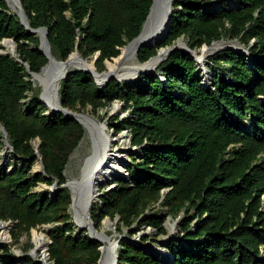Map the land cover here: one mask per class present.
Returning a JSON list of instances; mask_svg holds the SVG:
<instances>
[{
	"label": "trees",
	"instance_id": "obj_1",
	"mask_svg": "<svg viewBox=\"0 0 264 264\" xmlns=\"http://www.w3.org/2000/svg\"><path fill=\"white\" fill-rule=\"evenodd\" d=\"M21 2L31 28L49 33L56 59L66 61L77 50L87 60L99 54V73L140 35L153 4ZM181 39L193 51L238 41L251 58L234 51L215 54L209 59V83L192 56L176 51L155 73L131 83L113 80L99 88L92 75L78 72L61 85L60 101L74 113L91 108L96 116L116 102L124 104L123 113L130 111L128 118L116 120V135L128 131L140 158L133 155L128 180L115 182L106 193L101 188L92 220L97 230L107 217L118 221V233L126 229L132 238L136 225L139 231L167 235V219L184 216L183 242H170V261L146 249V238L143 247L122 239L119 264H264V0H177L166 41L142 48L139 62L147 63ZM5 40H14L18 49L16 58L0 55V128L21 164L10 172L0 166V223L14 224L16 242L17 233L51 226L53 264H100L102 245L85 230L76 233L72 195L64 187L85 131L64 114L47 115L37 96L30 99L32 74H40L48 60L41 39L0 0V51ZM39 159L43 169L34 172ZM41 184H57L59 190L51 198L37 192ZM156 206L166 210L164 216L152 214ZM1 264L21 263L8 254ZM25 264L39 263L28 258Z\"/></svg>",
	"mask_w": 264,
	"mask_h": 264
},
{
	"label": "rangeland",
	"instance_id": "obj_2",
	"mask_svg": "<svg viewBox=\"0 0 264 264\" xmlns=\"http://www.w3.org/2000/svg\"><path fill=\"white\" fill-rule=\"evenodd\" d=\"M215 1L216 0H213V2H215ZM16 4H17V2L14 4L17 9H14V10L12 9L13 12H16L18 10V7H17L18 4L17 5ZM180 41L187 43L186 39H181L177 42V44H179ZM227 42H229V41H227ZM233 42H236V41H233ZM155 46H158V45H155ZM241 46L242 45H240V49H237V50H241ZM4 48L5 49L3 51H1L2 55H10L13 58L17 57V49H18L17 44L15 45L16 50L13 53L7 51V49H6L7 46H4ZM242 48L244 51H246V49L244 47H242ZM202 49L198 50L197 52L201 51ZM73 54H77V52H75ZM78 55L81 56L80 53H78ZM210 58H211V56L206 60L207 69L209 67V59ZM56 60L60 61L58 59H56ZM85 60H87V59H85ZM196 60H197V58H196ZM90 61L94 62L93 59L89 60V62ZM116 62H117V59H115L112 62H107L106 63V70L102 74H104L108 71V64L109 63L115 64ZM198 67H199V64H198ZM199 70L202 73L201 67H199ZM208 71H209V69H208ZM202 75H203V73H202ZM203 77H204V75H203ZM33 82H34V91L29 93L30 99H32L33 96H37L38 98H40L41 100H43L46 103L47 100L45 99L44 93L42 92L43 89L41 88V86L39 85V83L36 80H33ZM124 107L125 106L123 103L116 102L111 107H109V108L101 111L100 113H98V115H96V116L93 114L91 108H87L86 110H84L81 113L84 115L85 114L90 115L95 120H97L100 124H103L106 127V130H107V133L109 134V137L113 140V145H114L113 152L116 155H118L119 157L123 158L124 176H122V178L115 179V180L113 179L111 181H107L106 179H102L99 182V184H100L99 189L100 190H101V188L106 187V191L104 193H106L110 190H114V188L116 187L115 182L128 180L129 176H128L127 170L133 164L132 160H131L133 155H137L138 158H140V155H138L139 151L137 149H131L130 134L128 131H123L119 135H116L117 134L116 132L118 129L117 128L118 123L116 122V120L119 117H121V119L124 120L130 116V111L123 113ZM0 131H1L0 132V166H1V169H6L8 172H10L13 169H15V167L20 165L21 163L14 161L13 152L9 148V142L7 140V137L5 136L4 132H2V129ZM84 140H85V138L83 139L81 146L75 152L74 156L72 157V160L70 161V163L67 166V170H66L65 175L67 177L68 185H70L74 180H77L79 178L81 168H82L86 158L89 156L90 144L85 145ZM35 144L38 145L39 141H36ZM42 169H43L42 161H41V159H39L36 162V164L34 165V172H40ZM107 183H109L110 187H108ZM112 183H114V184L112 185ZM58 190H59L58 185L57 186L56 185L48 186L46 184H41L37 188V192L46 193L51 198L54 197L55 192ZM104 193L100 192V196H102ZM97 200L98 199H96V201ZM151 212H152V214H158V213L160 214L161 213V215L164 216L166 213V210L164 211L162 209V207L156 206L153 209V211H151ZM70 215L72 218V223L75 226L76 233H80L81 231H83V229H81V227H79V225L77 224L76 217H75L76 214L71 209H70ZM183 221H184L183 215H181L180 217H178L176 219L169 217L165 223V226L167 229V235H160V236H159V233L157 231H155L151 228H148L147 230L142 229V231H139V228L136 225L134 227V230L136 231L137 234L131 238L129 235L130 234L129 231H127L126 229H123L122 234L118 233V231H117L118 221H112L110 218L107 217L102 222V225H101L100 229L98 230V232L103 233V235L107 238V241L109 243H115L116 241H120V238H122L123 240L130 242L131 244H135L137 246L143 247L141 245V241L143 238H146L147 243H146L145 247H152V249H150L151 251L154 249L163 248L165 250V253H166V251H168V246L170 245V242L172 240L176 241V242L177 241L183 242V239L180 236L181 230L179 228V224ZM0 224L10 226V229L7 231L8 243L0 244V264L3 260H5L8 257V254L11 255L12 257H15L16 259H18V261L21 264H25L27 262L28 258L33 259V257L36 256L38 259H40V257H42V255H43V253H46V249L49 248V246H48L49 242H47V244L44 246V248L42 250H39V251L36 250L37 249L36 246H38V244H39L40 235H44L46 237L47 236L49 237L50 230L52 229L51 226H43L39 229L32 230L30 234L17 233L16 234L17 242H16V240L14 238V234H13L14 224L13 223H6V222H1ZM106 224L108 226H106ZM85 231H87V230H85ZM87 234H88V231H87ZM35 240L37 242V245L35 244ZM146 249H148V248H146ZM120 250H121V246H120V244H118L117 245V252L119 253ZM49 259H50V257L47 258V264H53L52 262H50ZM262 261H264V257L262 258Z\"/></svg>",
	"mask_w": 264,
	"mask_h": 264
},
{
	"label": "bare ground",
	"instance_id": "obj_3",
	"mask_svg": "<svg viewBox=\"0 0 264 264\" xmlns=\"http://www.w3.org/2000/svg\"><path fill=\"white\" fill-rule=\"evenodd\" d=\"M9 6L14 10L17 9L15 7V3L17 0H7ZM17 5V4H16ZM18 7V6H17ZM169 9V3L165 4L164 6H159L156 8L155 17L158 21L157 24L161 23V19L166 15ZM155 45H161L154 43L151 47H155ZM240 43L232 42V43H220L216 44L213 47L204 46V48L197 52L196 51V58L201 67L202 73L204 75V79L207 83L211 81V74L206 67V60L216 51L224 50V49H240ZM7 51L13 53L14 47L11 44H7ZM180 47L184 46L179 44ZM138 45L134 44L129 49H123L122 54L123 56L117 59L115 64H108V71L104 74L99 73L95 67L93 66V62L89 60L83 59L78 54H73L71 60L78 64L80 68L88 69L95 72V76L100 87L105 86L106 78L109 75H113L115 77H121L125 74V72L136 74L137 72L144 69L143 66L140 65L138 60L137 54ZM241 50H243L241 46ZM239 50V51H241ZM51 57V55H49ZM95 58V57H94ZM93 58V61H94ZM58 66V61L53 60L51 64H49L43 71L36 77V81L39 83L41 88L43 89L44 97L49 102L50 105L54 106L59 101V84L56 81L55 76L53 75L55 69ZM39 86V87H40ZM84 115V114H83ZM80 121L86 127V137L84 140V144H90L89 156L86 158L81 171L79 178L74 180L70 187L74 192V200L75 206L74 210L76 214V221L77 224L80 225L81 223L87 222V208L91 199V196L95 190V188H99V182L102 179H106L107 181L115 180L122 178L124 176L123 171V158L119 157L113 152V140L109 137L107 130L105 133L103 129L100 128L99 133H94L95 124H100L97 120H95L90 115H84V117L80 118ZM114 183H112L113 185ZM109 186V183H107ZM110 187V186H109ZM75 219V218H74ZM106 226H108L106 224ZM10 229V226L0 225V244L8 243V235L7 231ZM100 233V232H99ZM103 235V233H101ZM104 236V235H103ZM94 239L97 240H105L103 237H99L97 235H93ZM49 242V238L40 235L39 244L36 250H42L44 246ZM108 242V241H107ZM154 253L158 254L160 257L163 258L165 255V250L163 248L154 249L152 250ZM113 253V247H109L106 250L107 257H110ZM45 263L47 264V259H44Z\"/></svg>",
	"mask_w": 264,
	"mask_h": 264
},
{
	"label": "water",
	"instance_id": "obj_4",
	"mask_svg": "<svg viewBox=\"0 0 264 264\" xmlns=\"http://www.w3.org/2000/svg\"><path fill=\"white\" fill-rule=\"evenodd\" d=\"M152 1H153V4H152L151 11L149 13V16H148L146 22L143 25V28H142V31H141L140 35L136 39H134L128 46L125 47V49H129L132 45L137 44L138 45L137 54H139L140 50L142 48H144V47L151 48L154 45V43L162 44L164 41H166V39L168 37V30H169L170 23H171L172 18H173V4L177 0H152ZM167 3H169V9H168L166 15L163 17V19H161V23L157 24L158 21H157V19L155 17L156 8L159 7V6H164ZM17 4H18V10L15 13L20 17V19H21L23 25L26 27L27 31L31 35H36V36H38L41 39L40 50H41L42 54L48 60V64L42 69V71H43L49 64H51L53 62V60L57 61L53 57V55L51 53V48H50V44H49V40H48L49 33L47 31L43 30V29L33 30L31 28V26H30V21H29L27 15H26V13H25V11L23 9L21 0H17ZM9 8L12 10V8L10 6H9ZM232 42L233 41H229V42H227V41L215 42V43H213L210 46V48L213 47L216 44L232 43ZM236 42H238V41H236ZM238 43H240V42H238ZM7 44L13 45L14 50H16V48H15L16 43H15L14 40H5L3 42V46H6ZM179 44H182L184 46V48L180 47ZM179 44H176V45H174L172 47H169V48L161 49L159 54L156 57L152 58L150 61H148L145 64L140 63V65L143 66L144 69L139 71V72H137L136 74L125 72V74L122 75L121 77H115L113 75H109V77L106 78L105 86L108 85L113 80H116L119 83H131V82L137 80L142 75L153 74V73H155V69L160 64H162L165 61V59H167L169 56H171L176 51H183L185 54L192 56L195 59V61L197 62V65H198V61L196 60V51L191 50L188 47L187 43H184V42L180 41ZM242 47H244V46H242ZM226 51H234L236 53H239V54H242V55H246L247 57L251 58V54L249 52V49H246V51H244V50L239 51V50H234V49H229V48L228 49H224V50H218V51L214 52L211 55V57L214 56L215 54L219 53V52H226ZM76 52H77V54L79 53L78 50ZM0 55H2L1 51H0ZM49 55H51V57ZM72 55L66 61H58V66L55 69L53 75L55 76L56 81L59 84V89H58L59 90V93H58L59 101L54 106L50 105L48 101L46 102V105L48 107L47 115H50V114H64L66 117L77 121L83 127V129L85 131V136H86V131H87L86 127L80 121V118L84 117V115L81 114V113H74V112L69 111V110H67V109H65L63 107V105H62V103L60 101V89H61L62 83L69 76H71V75H73L75 73H78V72L88 73V74H90V75H92L94 77L97 85H98V82H97V79H96V76H95V72H93L91 70H88V69L80 68L77 63H75V62H73L71 60ZM122 56H123V54H122V50H121V56L119 58H121ZM98 58H99V54H97L95 56V58H94L93 66L95 67V69H96L95 64H96V61L98 60ZM29 69L30 68L28 67V70ZM38 75L39 74H32L33 80H36V77ZM211 76H212V74H211ZM99 88H101V87L99 86ZM100 128H102L103 132L105 133L106 127L103 124H98V123L95 124V127L93 129L94 133H99ZM85 136H84V138H85ZM7 140H8V137H7ZM8 142H9V140H8ZM82 142H81V144H82ZM81 144H80V146H81ZM74 154L71 156L70 161L72 160V157L74 156ZM42 166H43V163H42ZM65 174H66V171H65ZM56 186H57V184H56ZM64 187L68 188L69 191L71 192V195H72L71 210L75 214H77L75 212V210H74V206H75L74 192H73L72 188L70 187V185H68V182H67V184ZM99 197H100V189L99 188H95V190H94V192H93V194L91 196L88 208H87V222L85 224L81 223L79 225V227H81V229H83V230H87L88 231L89 239L91 241L100 243L102 245L101 251L103 253V256H102L100 264H119V253L117 252V245L120 244V241L122 240V238H120V241H116L115 243H109V242H107L105 240L101 241V240H97V239L93 238V235H97V236L103 237L104 239L107 240V238L105 236L101 235V233L98 232V230L96 229L95 224H94V222L92 220L93 206H94V203H95L96 199L99 198ZM50 244H51V240L49 238L48 246ZM109 247H113V253H112V255L110 257H107L106 250ZM147 248H148V250L152 249V247H147ZM48 257H49V248L46 249V253H43V255H42V257H40V259H38L36 256H34L33 259L39 264H44L45 263L44 259H47ZM163 259L166 262H168V261H170L172 259V256L169 253V251H166L165 255L163 256Z\"/></svg>",
	"mask_w": 264,
	"mask_h": 264
}]
</instances>
